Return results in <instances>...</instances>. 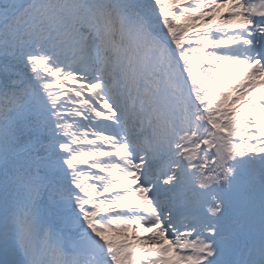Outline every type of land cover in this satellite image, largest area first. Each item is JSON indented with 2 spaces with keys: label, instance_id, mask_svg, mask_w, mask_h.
Instances as JSON below:
<instances>
[{
  "label": "snow or ice",
  "instance_id": "obj_1",
  "mask_svg": "<svg viewBox=\"0 0 264 264\" xmlns=\"http://www.w3.org/2000/svg\"><path fill=\"white\" fill-rule=\"evenodd\" d=\"M0 264H264V0H0Z\"/></svg>",
  "mask_w": 264,
  "mask_h": 264
}]
</instances>
